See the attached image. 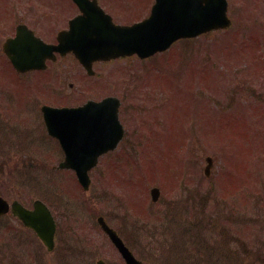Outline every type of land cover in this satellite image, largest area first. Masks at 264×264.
<instances>
[{
    "label": "rangeland",
    "instance_id": "rangeland-1",
    "mask_svg": "<svg viewBox=\"0 0 264 264\" xmlns=\"http://www.w3.org/2000/svg\"><path fill=\"white\" fill-rule=\"evenodd\" d=\"M147 1L109 0L107 4L111 11H116L119 19L123 17L129 20L130 16H141L146 6L141 10L136 7L147 5ZM65 2L29 0L31 4L46 5L47 9L52 10L66 9ZM149 4L150 2L148 6ZM228 8L230 15L235 17L233 30L224 32L220 37L212 33L202 38L203 40L176 44L171 52L179 53L185 50L191 55L183 56L180 64L177 63L174 67L170 68V62L177 59V54L172 55L169 52L141 65L131 61H126L127 65L122 61L100 64L95 67L94 76H85V72L81 71L62 76L61 85L54 83L62 95L51 94L48 103L52 104H74V99L79 102L86 99L97 100L109 94L122 97L119 118L127 135L113 152L99 158L96 168L90 171L91 185L87 192L79 186L73 172H58L56 166L61 161L62 154L57 148V143L48 136L43 143L46 150L41 152L35 148H26L23 151L14 148L15 146L3 147L6 152L0 151L1 191L9 196L21 191L17 195H22L27 201L39 198L50 206L61 224L60 236L66 239L64 244H67V250L83 244H92L98 248L95 244L102 239L99 233L96 235L89 226L80 227L75 219L87 225L91 218L100 214L109 219L119 215L121 217L119 223L115 221L116 227L122 228L126 238L134 243L132 245L136 250H140L141 258L147 264H250L251 241L264 247L263 230L259 225L252 224L260 221L242 216L238 219L228 217L226 213L230 211V205L223 207L224 204L219 198L221 193L217 192L216 187L209 189L208 183L223 184L226 180L230 183L231 179L233 185L237 186L238 184H234L237 181L246 182L247 158L251 153H254V163L260 165L254 167L258 168L256 173L264 170V114L260 109L258 112L257 107L254 108L255 112L252 108L240 107L242 102H253L250 94L260 97V100L264 98V74H261L264 73V52H259L258 47H250L257 44V40H261L264 49V0H228ZM232 41L238 43L233 46ZM247 41L250 43V50L243 54V49H238V46L239 43L244 44ZM224 43L230 45L225 47ZM230 47H233L232 57ZM217 53L228 54L230 59L227 60L218 57L227 66L231 62L238 66L241 60L246 59L251 60L247 62L250 69L251 62L256 68L247 72L246 77L243 73L238 76L234 74L232 67L227 72L218 69L210 79L207 74L204 81L199 73L198 82V74L195 72L198 71V65H195L194 69L193 62L199 64L204 56L210 58ZM260 56L263 57V62L259 59ZM205 62L208 66V62ZM151 63H154L153 67L150 66ZM134 69L141 72L136 73ZM155 69L160 70V73L149 72ZM119 74L123 76L121 82L116 78ZM248 79L249 86L245 83ZM70 83L73 84L72 87ZM133 84L141 86V90H130L133 89ZM190 85H194L195 90H189ZM163 87L168 91H161ZM236 87L243 95L241 98L237 96L234 107L229 109L230 98L226 96L225 91ZM148 89H155L157 94L162 95L156 106L152 107V100L146 102ZM122 90H125V93ZM12 95L18 97L16 92ZM206 96L222 105L218 104L215 108L212 101H205ZM19 106L23 107L24 102ZM217 111L224 112L225 118L235 114L234 119L216 121L214 119H219L220 114L212 116V113ZM195 112L194 118L192 114ZM187 113H191L188 125L184 123ZM240 115L248 121V127ZM141 117L149 124L148 128L139 127ZM260 118L262 119L258 121ZM215 121L219 122V125H215ZM136 129L140 137L132 138L131 135ZM139 129L143 133L142 136ZM200 131L205 136L199 137ZM247 132L250 134H246ZM36 133L37 130L32 137H35ZM184 137L189 138L185 140L189 141L188 149ZM207 156L211 157L213 162L210 175L206 178L202 170L206 165ZM133 157H136L135 161L132 160ZM184 175L185 180L181 182L180 179ZM153 187L159 188L160 191L156 203L150 201L149 192ZM215 200L222 205H217ZM261 203L260 208L264 210V199ZM255 208L256 205L250 207L249 211H258ZM126 211L130 215H140L142 223L135 224V220L125 219L123 214H126ZM249 224H252L251 229ZM74 225H78L79 229L75 230L76 238L70 232L72 227L75 228ZM256 227L262 235L254 239L252 234ZM25 235L30 239L16 244L14 247L17 248L13 251L24 247L32 250L37 247L34 245V238ZM55 251L54 249L50 253L44 250L42 253L36 248V258L20 251L17 257L7 256L5 259H20L29 264H71V258L62 260ZM110 251L103 253L109 260L112 256Z\"/></svg>",
    "mask_w": 264,
    "mask_h": 264
},
{
    "label": "flooded vegetation",
    "instance_id": "flooded-vegetation-1",
    "mask_svg": "<svg viewBox=\"0 0 264 264\" xmlns=\"http://www.w3.org/2000/svg\"><path fill=\"white\" fill-rule=\"evenodd\" d=\"M97 1L100 7L103 8L106 13L110 14L115 23L126 24L128 20L123 19V17H121L122 19H119L117 17L116 11L112 9L114 10V13L108 8L109 6L107 2L109 0ZM65 5L67 8L60 9V11L47 9L46 5L31 4L29 3V0H0L1 152H6L3 147L14 146V148L21 149L23 151H25L26 148L33 150L35 148V150L39 152L45 151L46 147L43 146V143L46 140V132L43 124L41 107L46 104L45 102L47 97L51 94L62 95V92H59L58 88L55 86L59 83L60 85L63 84V80L61 78L62 76L85 71L71 53H67L65 55L55 53L53 56L45 60V68L43 69H22L21 67L25 66V62L16 58V56L18 57L19 54L15 50L16 46L12 47L10 52V55L15 57V62H12L11 56H8L4 51V44L6 41L13 39L16 36L17 29L22 30L24 27L32 31L34 36L40 38L42 41L49 44H55L57 34L60 31L67 30L69 21L79 14V11L75 5ZM141 6L142 4L139 6L140 8L136 7V9L141 10ZM115 9L120 11L118 8ZM128 11L131 12V10ZM125 17H127V14H125ZM105 63L107 62L92 63L94 75L96 70L95 67ZM51 79L55 80V85L49 86L51 90H48L46 86L48 85V82L50 83V81H52ZM72 85L73 84L70 83V87H72ZM14 92L18 93L17 98L12 95ZM122 92L125 93V90H122ZM104 97L105 95L96 101ZM87 100L89 99L79 102L74 99V104L49 105L55 107H79ZM21 102H24L23 107L19 106ZM36 130V136L32 137V134ZM51 139L55 140L53 138ZM56 143L59 152L62 154L61 148L57 141ZM19 192L21 191H18L17 193L14 192L13 195L9 196L7 193H3L0 189V202L5 204L3 207H6V212L0 213V264H29L27 261H22L20 259H17L16 261H7L5 258L7 256L11 258L17 257L20 251H22L21 253L29 255V257L36 258V248H38V252L42 251L43 253L44 250L46 251V246L41 241L40 237L31 228L25 226V224L19 219L17 212L14 210V206L17 207L18 210L19 206H22L32 215L35 213L34 204L37 200L44 204L46 203L39 198L27 201L22 195H17ZM48 208L50 209L55 220L54 247L52 251L55 249L56 251L54 253L58 254L62 260L64 259L67 261L71 258V264H98L100 262L103 264H125L115 245H112V242H110L102 230L101 225L98 222L99 215L96 216V218H91L90 223L87 225L80 223L78 219H75V222L77 221L76 224H78L80 227L89 226V228L95 231L96 235L99 233L102 239L100 242L95 244L98 248H95V246L92 244H83L75 245L71 249L67 250V244H64L66 243V239H62L60 236L61 224L58 222L55 212H53L52 208H50V206H48ZM101 217L103 218V224L115 230V232L123 241L125 247L131 252L134 259L142 261L140 250L138 251L135 249V247L132 245L134 243H131V241L126 238V234H124V232L121 230L122 228L116 227L117 225L115 221L119 223V218L121 216L114 215L111 219L105 215H101ZM77 226L74 225L75 228L70 227V232L74 234V237L77 233L75 231L78 229ZM25 234L34 238V245L37 247L33 248L32 250L24 247L18 251H13L14 248H17L14 247L16 244L26 239H30V237H25ZM96 235L93 236L97 237ZM57 245L59 246L58 248L56 247ZM108 250L110 251V254H112L110 260L103 256V253L107 252ZM52 251L50 253H52ZM38 255L41 256V254Z\"/></svg>",
    "mask_w": 264,
    "mask_h": 264
},
{
    "label": "water",
    "instance_id": "water-1",
    "mask_svg": "<svg viewBox=\"0 0 264 264\" xmlns=\"http://www.w3.org/2000/svg\"><path fill=\"white\" fill-rule=\"evenodd\" d=\"M72 1L83 16L71 22L72 38L62 35L59 47L72 49L88 70L93 60L134 53L145 58L166 50L179 38L195 37L229 24L226 0H156L150 16L132 26L113 25L94 0ZM28 47L30 57L34 58V43H28ZM118 106L116 98L108 97L101 102L89 101L75 109L43 108L47 131L59 139L65 152L59 168L73 169L85 190L89 185L87 171L96 164L101 154L113 150L122 137ZM151 195L155 201L158 190L153 189ZM18 214L24 221L26 217L30 218L26 212L20 211ZM25 223L51 249L54 223L49 211L43 206L38 209L34 222L29 220ZM110 235L123 255L132 260L116 235L113 232Z\"/></svg>",
    "mask_w": 264,
    "mask_h": 264
}]
</instances>
